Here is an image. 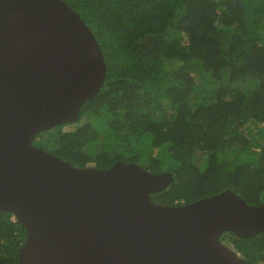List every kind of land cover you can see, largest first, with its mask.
<instances>
[{
	"label": "trees",
	"instance_id": "trees-1",
	"mask_svg": "<svg viewBox=\"0 0 264 264\" xmlns=\"http://www.w3.org/2000/svg\"><path fill=\"white\" fill-rule=\"evenodd\" d=\"M64 1L98 40L106 75L76 120L35 143L78 166L168 171L158 203L230 188L264 204V0ZM229 235L243 259L264 264V231ZM25 237L0 210V264H23Z\"/></svg>",
	"mask_w": 264,
	"mask_h": 264
},
{
	"label": "water",
	"instance_id": "water-1",
	"mask_svg": "<svg viewBox=\"0 0 264 264\" xmlns=\"http://www.w3.org/2000/svg\"><path fill=\"white\" fill-rule=\"evenodd\" d=\"M94 33L64 0H0V210L26 228L23 264H250L222 235L264 231L233 189L155 202L173 180L138 163L78 166L35 143L101 89Z\"/></svg>",
	"mask_w": 264,
	"mask_h": 264
},
{
	"label": "rangeland",
	"instance_id": "rangeland-1",
	"mask_svg": "<svg viewBox=\"0 0 264 264\" xmlns=\"http://www.w3.org/2000/svg\"><path fill=\"white\" fill-rule=\"evenodd\" d=\"M67 129L68 130L72 129V125H67ZM245 195H247V194L245 193ZM13 218H14V216H13ZM224 240H225L224 242H227L230 245H233L234 247H236V245H235V243L233 241V236H228V237L224 238ZM237 250L239 251V254H241V251L238 248H237Z\"/></svg>",
	"mask_w": 264,
	"mask_h": 264
},
{
	"label": "clouds",
	"instance_id": "clouds-1",
	"mask_svg": "<svg viewBox=\"0 0 264 264\" xmlns=\"http://www.w3.org/2000/svg\"><path fill=\"white\" fill-rule=\"evenodd\" d=\"M163 172V171H162ZM165 172V171H164ZM172 174V173H171ZM172 182V181H171ZM169 185V184H168ZM167 185V186H168ZM14 216V215H13ZM15 218V217H14ZM229 236H232V235H229ZM222 240H223V242L225 241L224 240V238H226V237H224L223 235H222ZM225 244H227V245H229V246H231L238 254H239V251L237 250V248L236 247H234L233 245H230L229 243H227V242H225ZM241 256V255H240Z\"/></svg>",
	"mask_w": 264,
	"mask_h": 264
}]
</instances>
